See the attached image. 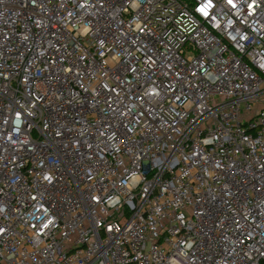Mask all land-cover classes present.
<instances>
[{
	"label": "built area",
	"instance_id": "1",
	"mask_svg": "<svg viewBox=\"0 0 264 264\" xmlns=\"http://www.w3.org/2000/svg\"><path fill=\"white\" fill-rule=\"evenodd\" d=\"M263 260L264 0H0V264Z\"/></svg>",
	"mask_w": 264,
	"mask_h": 264
},
{
	"label": "trees",
	"instance_id": "2",
	"mask_svg": "<svg viewBox=\"0 0 264 264\" xmlns=\"http://www.w3.org/2000/svg\"><path fill=\"white\" fill-rule=\"evenodd\" d=\"M260 264H264V260L262 262H260Z\"/></svg>",
	"mask_w": 264,
	"mask_h": 264
},
{
	"label": "rangeland",
	"instance_id": "3",
	"mask_svg": "<svg viewBox=\"0 0 264 264\" xmlns=\"http://www.w3.org/2000/svg\"><path fill=\"white\" fill-rule=\"evenodd\" d=\"M215 103V100L213 101V104Z\"/></svg>",
	"mask_w": 264,
	"mask_h": 264
}]
</instances>
